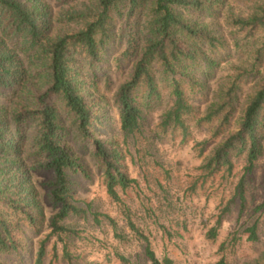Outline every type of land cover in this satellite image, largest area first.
Returning <instances> with one entry per match:
<instances>
[{"label":"trees","instance_id":"16d2710c","mask_svg":"<svg viewBox=\"0 0 264 264\" xmlns=\"http://www.w3.org/2000/svg\"><path fill=\"white\" fill-rule=\"evenodd\" d=\"M234 1L244 13L227 8L226 0H0V253L23 251L27 243L19 228L38 231L46 219L30 182L34 171L46 173L41 202L50 211L51 234L65 246L63 235L75 230L63 221L85 213L69 179L70 173L90 177L82 154H89L117 203L118 190L137 184L125 157L139 137L186 144L193 130H204L208 137L193 145L204 156L202 181L231 176L239 157L245 171L254 167L264 139V0ZM116 44L121 50L111 56ZM229 56L239 64L201 110L209 79ZM111 58L117 69L130 65L113 90ZM247 80L253 83L242 96ZM110 101L121 139L99 137L95 130ZM158 109L149 126L147 117ZM243 180L235 190L240 200ZM121 208L128 227L143 239L149 264H172L157 258L130 211ZM250 231L253 238L255 225ZM215 235L211 228L209 236ZM46 242L40 241L34 264L44 263ZM63 259L74 264L65 250ZM210 264L226 262L221 257Z\"/></svg>","mask_w":264,"mask_h":264},{"label":"rangeland","instance_id":"374dc122","mask_svg":"<svg viewBox=\"0 0 264 264\" xmlns=\"http://www.w3.org/2000/svg\"><path fill=\"white\" fill-rule=\"evenodd\" d=\"M225 6L233 12H245L244 6L234 0H226ZM113 49L111 56L121 46L116 44ZM114 60L111 58L107 68L111 90L127 77L130 68L123 62L117 69ZM238 62L236 56H229L220 63L208 81L205 98L198 103L201 110L221 79L230 75ZM252 83L244 82L242 96ZM160 111L155 110L147 117L149 126L156 122ZM101 113L103 124L95 129L98 136L114 135L121 139L117 111L111 101L103 105ZM192 137L186 144H181L178 138L146 141L139 137L137 144L130 142L125 166L137 184L125 192L118 190L121 203L113 201L106 192L89 154H82L90 177L70 173L69 179L77 204L85 213L72 214L63 221L75 230L74 234L63 235L65 246L50 232L47 220L50 211L44 203L46 191L40 186L46 173L34 171L30 182L38 189L37 199L46 219L38 231L22 225L19 232L27 247L19 253H0V264H34L35 251L44 239L47 242L43 264H67L64 250L74 264H149L144 241L126 224L122 206L130 211L131 220L147 237L159 259L168 257L172 264H210L222 257L226 264H264V139L262 156L250 171L244 170L245 160L239 157L231 176L215 175L202 181L199 166L204 156L198 155L193 145L208 134L193 130ZM240 177L244 178L242 200L235 194ZM211 228L216 231L214 238L209 236Z\"/></svg>","mask_w":264,"mask_h":264}]
</instances>
